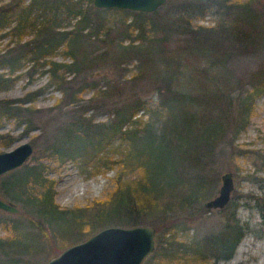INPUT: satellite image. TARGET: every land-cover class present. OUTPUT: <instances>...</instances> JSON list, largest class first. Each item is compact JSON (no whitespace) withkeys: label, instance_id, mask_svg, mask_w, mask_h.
Returning a JSON list of instances; mask_svg holds the SVG:
<instances>
[{"label":"trees","instance_id":"16d2710c","mask_svg":"<svg viewBox=\"0 0 264 264\" xmlns=\"http://www.w3.org/2000/svg\"><path fill=\"white\" fill-rule=\"evenodd\" d=\"M90 1L0 4V38L8 37L0 50V67L6 68L0 87L30 61L26 74L41 68L46 85L60 91L49 109L57 110L55 116L67 110L66 120L55 117L51 140L34 162L0 177L1 191L25 209L17 219L0 210V226L10 231L0 237V264H37L39 252L53 256L102 227L136 224L155 229L154 250L142 264L229 258L242 234L230 198L216 229H188L207 210L203 203L216 180L209 172L217 155L246 152L235 150L234 141L249 123L254 99L264 94V0H165L149 12L93 7ZM204 15L210 23L197 22ZM66 16L74 23L59 29ZM81 39H98L105 47L87 52ZM58 47L68 62L48 57ZM244 59L255 60V69L240 71ZM98 67L116 70L115 77L93 80L87 74ZM84 90L91 93L83 107L77 103ZM36 93L0 99V125L12 116L30 129L36 109L24 103ZM151 93L152 107L146 98ZM140 110L147 111L145 119ZM101 111L109 117L95 121ZM11 139L0 133V146ZM250 152L264 172V151ZM49 159L70 160L88 174L114 169L111 185L83 205L60 206L54 181L45 175L43 160Z\"/></svg>","mask_w":264,"mask_h":264},{"label":"rangeland","instance_id":"374dc122","mask_svg":"<svg viewBox=\"0 0 264 264\" xmlns=\"http://www.w3.org/2000/svg\"><path fill=\"white\" fill-rule=\"evenodd\" d=\"M7 1L8 0H0V4ZM26 1L27 0H24V2ZM74 20L75 18L71 16L61 18L58 28L70 29ZM197 22L204 24L210 23L211 18L209 15H204L201 19L197 20ZM29 38L30 33L28 32V34L23 36L22 40L24 41ZM7 41V36L0 38V50L4 49ZM80 44L82 45V49L87 52H96L105 47L104 43L98 39H91L90 41L81 39ZM115 48L114 46V49ZM61 49L62 47H58L55 54L48 57L55 61L68 62L70 57L65 54L63 55ZM30 63V61L25 62L19 69L14 70L11 74L13 80L6 86L0 87V99H15L23 96L25 93L37 91L32 102L24 103L26 106L31 105L36 109L33 111V119L31 120L32 126L30 129L25 131L24 121L12 116L3 118L0 125V133H8L12 136L11 141L7 145L0 146V151L10 149L26 140L31 142L33 150L25 161L26 164H32L39 156L40 148L51 140L57 123L56 121L54 122L55 117L57 116L61 121L67 119V110L61 109V114L55 116L57 110L49 109L55 99L60 96V91L54 89L51 85H46L48 75L45 72H40L41 68L34 70L31 77H29L26 71ZM239 66L241 69L239 70L243 73L245 70L251 71L255 69L256 61L244 59L240 62ZM45 67L46 66H43V68ZM129 67L132 68L133 66L129 65ZM5 71V67H0V72L5 73ZM104 74L108 77H115L116 70L113 72L111 68L98 67L89 71L87 75L93 80H98L101 79V76ZM70 75L71 74H67V77H70ZM90 93V90H84L81 93L77 105L86 106V104L89 103L87 99ZM155 97L154 93L146 95L148 106L152 107ZM90 112H92V109L88 108L85 114L88 115ZM138 114H140L142 119H145L147 111L140 110ZM108 117L105 111H101L94 115V120H105ZM234 143L237 144L235 150L240 149L246 152L239 154L236 158H230L227 151L217 155L209 172L210 176H213L216 180L211 190L212 193L208 198L217 193L220 184V174L224 171H230L233 181L230 200L236 204L235 218L237 219L242 234L232 255L227 259L218 260L216 264H264V215L260 207V202L264 200V172L257 169V165L254 162L255 160L252 158L250 152L252 149L260 153L264 151V94L254 99V111L249 119V123L245 129L237 135ZM43 162L48 165L45 175L52 178L54 181V201L60 206L70 207L72 205H83L93 198L102 197L111 185L109 178L113 174L114 169L108 170L105 173L88 174L85 170L81 171L79 167L70 160L58 162L55 159H49L43 160ZM9 177L10 176H6L5 178ZM35 186L36 185L32 186L31 190L35 191ZM28 187H30V185ZM0 197L4 200H9L18 208L17 213L3 211V213L8 216L16 218L20 212L25 210L21 201L9 199L1 189ZM225 210L222 208H211L206 210L197 223H193L189 226L188 234H191L194 230H197L199 233V228L216 229L224 220ZM9 234V230L0 226V237ZM37 256V264H44L52 255H47L45 257L44 254H40L39 252Z\"/></svg>","mask_w":264,"mask_h":264},{"label":"water","instance_id":"95a60500","mask_svg":"<svg viewBox=\"0 0 264 264\" xmlns=\"http://www.w3.org/2000/svg\"><path fill=\"white\" fill-rule=\"evenodd\" d=\"M165 0H91L93 7L124 8L137 11H152ZM33 150L30 141L0 151V176L25 163ZM233 189L232 174H220L217 193L203 203L208 210L222 208ZM264 215V200L260 202ZM0 210L17 213L18 208L0 197ZM155 229L150 224L131 226L108 225L89 234L82 240L63 247L49 257L44 264H141L155 247Z\"/></svg>","mask_w":264,"mask_h":264}]
</instances>
